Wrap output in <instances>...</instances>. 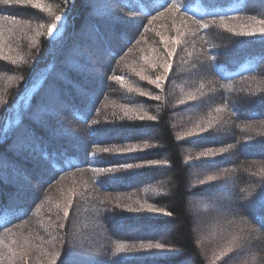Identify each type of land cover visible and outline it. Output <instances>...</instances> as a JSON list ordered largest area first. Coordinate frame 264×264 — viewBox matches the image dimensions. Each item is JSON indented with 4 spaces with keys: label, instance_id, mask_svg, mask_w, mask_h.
Masks as SVG:
<instances>
[{
    "label": "trees",
    "instance_id": "1",
    "mask_svg": "<svg viewBox=\"0 0 264 264\" xmlns=\"http://www.w3.org/2000/svg\"><path fill=\"white\" fill-rule=\"evenodd\" d=\"M88 3L89 0H10L6 4L0 0V31H12L11 38L6 37V48L0 50V119H4L6 109L19 98L22 90L29 88L37 69L53 62L58 68L62 67L69 56L75 33L90 10ZM178 3L185 7L177 13L165 10L169 0H124L121 6L131 14L141 15L142 20L139 30L130 34V39L119 51L109 50L111 63L106 68L102 94L86 109L81 106L82 101L72 87L66 84L74 115L70 122L82 128L85 136V146L79 156L69 151L61 140H52L53 136H58L50 133L51 127L29 107L31 119L27 122L30 130L43 140V144L30 153L41 165H47L52 185L41 188L39 198L32 205L18 204L23 206H19L20 211L13 212L8 206L0 209V264H219L210 257L213 248L205 252L195 235L194 218L188 205L194 190H190V171L195 167L202 168L204 164L187 162L185 151L186 147L232 145L234 151L231 155L236 159L235 164L241 167L243 158L235 149L238 144H243L240 133H247L243 129L257 130L245 119L250 103L255 104L259 114L256 118L264 120V34L245 35L251 30L249 25L241 28L229 22L252 21L253 29H259L261 25L256 21L264 19V12L254 0H178ZM166 13L172 23H156L153 19V16L163 17ZM62 15L68 21L66 36L64 33L58 37L49 36V26L56 22L55 17ZM183 20L195 29L182 30L180 22ZM197 20L209 27L201 28L195 22ZM60 37L64 39L62 47L59 46ZM168 64L171 68L165 74L164 66ZM54 68L50 76L55 73ZM80 71L73 67L67 74L74 81L83 83L87 76ZM137 73L151 80L160 76L161 86L150 83L149 79H141ZM116 76L122 80L113 79ZM243 92L248 96L242 95ZM30 96L32 101L35 94ZM156 96L159 100L154 98ZM210 110L213 114L216 112L212 115L214 120L210 130H218L223 125L228 136L220 137L221 141L206 136L181 139V129L190 130V126H195L193 124ZM176 113L187 114L181 124ZM242 119L244 123H240ZM258 123V126L264 124ZM263 129H259L263 131L260 135H264ZM99 132L103 133V138H94ZM141 132L151 137L141 140L138 136ZM115 135L123 137V141L113 140L111 136ZM10 143L11 138L0 141V155L10 153L7 150ZM123 146L138 150L124 155L112 151L123 149ZM104 148L110 151H102ZM133 161L139 164L156 161L158 163L154 165L158 167H143L139 172L143 184L139 182L138 187L129 190L127 185L131 184L133 176L137 177L135 173L118 175L119 179L112 180L110 172L93 171L97 167H122ZM75 174L87 176L83 183L85 187L78 182H62V185L57 182ZM251 174L264 178V171L255 170ZM159 176L158 181L151 182ZM233 176L238 182L237 198L246 199L243 192L249 191L248 178L242 174V168ZM146 180L148 184L144 183ZM114 183H119V188L113 189ZM6 188L3 189L0 182V206L5 203L6 194L16 192ZM261 199L264 200L263 193L246 200L250 205ZM149 205L156 211H149ZM132 207L137 210L130 211ZM65 210L68 211L67 218L64 217ZM133 211L139 213L138 224L152 223L155 229L170 228L169 236H139L138 233V236L126 237L109 225V215L119 224H132L135 218L132 219L129 212ZM161 212L164 213L162 217L152 216L158 217L155 221L145 217L148 213ZM258 214L261 215L260 209H257ZM259 219H262L259 225L251 228L249 225H226L225 230L219 229L222 234L216 230L220 226L214 228L211 236L218 237L214 238V243L223 241L228 234L243 232V237H247L244 240L254 248V253H247V257L255 258L254 254H257L258 264H264V227H261L264 213ZM22 221L25 225L19 224ZM94 225L103 232L99 243L96 242L103 251L89 256L87 251L91 248L88 243L93 240ZM142 227V231L148 229L147 225ZM248 229L255 234L250 235ZM77 242H81V246L78 247ZM148 243H161L164 247H141V244ZM120 245L125 246L122 252L117 251ZM137 247L139 250L135 251Z\"/></svg>",
    "mask_w": 264,
    "mask_h": 264
},
{
    "label": "rangeland",
    "instance_id": "2",
    "mask_svg": "<svg viewBox=\"0 0 264 264\" xmlns=\"http://www.w3.org/2000/svg\"><path fill=\"white\" fill-rule=\"evenodd\" d=\"M123 1L124 0H89L88 4L90 10L86 12L82 26L75 33V39L65 63L62 67L60 66V68H58L57 63L52 61L54 64L48 63L45 67L37 69L30 79L29 88L27 87L22 90L19 98L6 109L7 114L4 119H0V141L2 142V139L11 138L9 149H7L10 153L7 155H0V182L2 183V187L5 189L6 186L7 191L16 190L13 194H6L4 198L5 203L12 209L11 211H17L20 207L23 208V206L18 205L23 202L27 205H32L37 201V198H39L41 188L52 185L50 182L52 175L47 165H41L33 158V154L30 153L32 150L38 149V147L43 144V140L30 130V126L27 122L31 119L28 116V112L30 111L29 107H32V111L40 115L42 121L51 127L50 133L56 134L58 137L61 135L59 139L53 136V138H51L52 140L55 139L57 142L61 140L69 151H72V153L78 156V153L83 150L85 146V136L83 130H81L82 128H79L77 125L74 126L70 122V118H74L70 107L72 99L69 97V91L65 86L67 84L72 87L76 97L81 99L83 103H81V106H85L86 109L90 103L94 102L102 94L105 89L104 76L106 68L109 63H111V53L109 50L113 49V51H119V49L127 43V40L130 39V34L139 30L140 20H142L141 15L139 16L135 13L131 14L127 11L128 9L121 6ZM260 1L261 3H259ZM254 4H259L261 10L264 12V0H254ZM136 6L138 7L139 5L136 3ZM169 17L170 15L166 13L163 17L156 19V23L161 22L164 24L170 22ZM60 18L59 22H55L57 28L52 34V37L60 36L68 27L66 16L62 15ZM229 23L230 25L241 28H247L249 25L250 28L253 29L252 21L237 20L234 22L230 20ZM224 24L226 23H223V25ZM180 27L184 31L195 29V26H192L191 23L185 22L184 20L180 22ZM11 32L0 31V50L6 48L7 38H11ZM256 32L258 33L259 31ZM66 34L67 33H64L63 36H66ZM225 34L232 41H235V38L230 34ZM63 40L62 37L59 45L61 47L64 45ZM235 43L236 42H233V44ZM53 67H55L54 70L56 71L50 76ZM73 67L75 69L79 68L81 70L80 72L87 76L83 83L74 81L67 74ZM206 80L207 79H205V81ZM31 93L32 95L35 94L32 101L30 100ZM243 93L242 95L245 97L248 96L247 93ZM35 98H37L36 101ZM250 104V108L245 112V119L249 122V126L255 127L257 130L243 129L247 131V133H243V135L240 133L243 144L246 142L244 146H241L243 144H238L235 148L243 158L241 167L235 164L236 159L231 155V152L234 151L232 145L221 146V144H219L218 146L198 148L186 147L185 151L187 162L195 165L204 164V167H195L190 171V190L198 189L199 191L197 190L198 192L194 193L193 190V194L189 197L188 205L190 206L194 218L195 235L199 241L202 242L205 252H208V248H213V250L210 251V257L212 256L214 263L218 262L219 264H224L234 258L233 261L228 264H258V261H256L258 260L256 259V257H258L257 254H254L255 258L247 257L246 255L249 252L253 254L254 252L252 251L254 248L244 240L243 232L240 231L241 233L239 232V235L228 234L223 241H216V243H214V238L218 237L211 236L212 230L214 228L216 229L218 226L220 227L216 230L219 232H221L219 229H224L226 225H249L251 228L252 225H259L258 223L262 220L259 219V217L264 213V200H260L262 203L260 201L250 205L247 203L249 202L247 201L249 197L254 195L255 198V194H264V178L261 175L257 176L251 174L255 170L264 171V135H260L263 131L261 132L259 130L260 128H264V120L261 119V121L259 120L260 118H256L259 114L256 113L254 108L255 104ZM191 111H193V109H191ZM215 113L216 112H214V114ZM214 114L213 110H210L202 119L199 118L200 121L198 123L193 124L195 126H190V130L182 128L181 130H183V132L181 134L183 137L181 139L193 140L206 136V138L210 140L215 139L221 141L220 137L228 136V131L223 125H221L218 130H210L213 127L214 117L212 115ZM186 116L187 114L180 115L176 113L175 117L181 124ZM244 122L245 121L242 119L240 123ZM258 122L263 125L258 126L260 125ZM101 134L103 133H96L93 137L101 138L103 136ZM142 135L144 137H142ZM138 136L141 140L151 137V135L147 133L142 134V132ZM111 138L117 141H123L124 139L118 135L111 136ZM127 147L130 146H123V149ZM134 149L135 150L130 152H119L121 155L137 152L138 148ZM139 152H142V150ZM129 163L139 166L130 169L123 166L115 167L113 168L114 171L110 172L111 177L135 173L137 177L133 176L131 178V184L127 185L128 190L133 187H138L142 178L140 177V173L143 167H158L150 162L139 164L133 161L127 162L126 164ZM241 168L242 174L248 178L247 183L250 186L248 192H243V196L244 198L246 197L247 200L243 198L239 199L236 195L238 182L233 175ZM85 176L82 174H75L60 179L57 182L61 185L62 182H64V184L78 182V184L83 185L87 177ZM210 176L214 179L209 180L208 178ZM160 177L161 176L156 177L150 181H158ZM144 183L148 184L149 181L146 180ZM141 184H143V181L140 182V185ZM112 186L113 189L119 188V183H114ZM201 189L202 191H200ZM205 189L209 191L207 192ZM1 191L0 189V194ZM204 192L207 194H203ZM141 205L142 203L138 205L137 209H139ZM132 208L133 210H137L135 207ZM257 209L261 210V215H259L260 213L257 215ZM42 211L46 212L43 209ZM40 214H42L41 216L45 215L44 213ZM148 215L151 216L148 217ZM148 215L146 214V219L155 221L158 220V217L152 216L160 215V217H162L164 213H148ZM129 216L132 219L135 218L132 224H119L120 222H115V218L109 215V225H112L113 229L126 237H135L138 233L141 234L139 236H163L165 238L169 236L170 228L155 229L152 223L138 224L139 222H137V219L140 218L138 217L139 213L135 214L134 211L129 212ZM19 224L25 225L24 221ZM121 225L134 226L124 228ZM142 225H147L146 228L148 229L142 231ZM249 231L250 235L255 234L252 229L247 230V232ZM222 233L223 232H221V234ZM102 236L103 232L100 230L99 226L94 225L93 240L88 243L90 246L89 248H91L87 251V253L89 252V256L100 254V252L103 251L102 246H100V248L96 246V242L99 243ZM236 237H241V239L233 244V240ZM76 245L78 247L81 246V242H77ZM138 248L139 247L134 248L135 251L139 250ZM229 248L232 250L228 251ZM207 256L204 254L205 258H207ZM72 259L73 258H71V260ZM207 259L210 260L209 258Z\"/></svg>",
    "mask_w": 264,
    "mask_h": 264
},
{
    "label": "snow or ice",
    "instance_id": "3",
    "mask_svg": "<svg viewBox=\"0 0 264 264\" xmlns=\"http://www.w3.org/2000/svg\"><path fill=\"white\" fill-rule=\"evenodd\" d=\"M10 2V0H4V3H9ZM17 2H20V0H17ZM37 7H40V5H36ZM146 6V5H145ZM185 7V5H183V4H180V3H178V0H169V5H166L165 6V10L166 11H168V12H173V11H175V12H180L183 8ZM160 15H163V12H161L160 13ZM6 18H12V17H6ZM159 17L158 16H153V19H158ZM60 17L59 16H57V17H55V20L57 21V22H59L60 21ZM222 20H223V18H221ZM201 28H208L209 27V25L207 24V23H204V22H202V21H200V20H197V21H195ZM257 22V24H259V25H261V27H259V29H251V30H249V31H247V32H245L244 34L245 35H249V36H251V35H255V33H256V31H259L261 34H264V19H260V20H257L256 21ZM56 28H57V26H56V23H52L50 26H49V28H48V35L49 36H52V34L56 31ZM162 39H163V37H162ZM172 53H169V55H171ZM22 59V58H21ZM153 67H155V65H152ZM171 68V65L170 64H168V65H165L164 66V72H165V74L169 71V69ZM137 75H140V78L141 79H149V82L150 83H155L156 85H157V87H160L161 85H160V81H161V77L160 76H157L156 77V79L155 80H151L150 78H148V77H146V76H144V75H142V74H140V73H137ZM113 79H117V80H122V77H119V76H116V77H113ZM141 94H143V93H141ZM155 99H157V100H159V96H156V97H154ZM149 119H155V117H149ZM93 123H96V121H93ZM145 147H147V145H145ZM133 150H135L133 147H127V148H125V149H120V148H117V149H112V151H133ZM102 151H104V152H108V151H110V149H108V148H104ZM150 163H158V162H156V161H151ZM139 165H133V164H126V165H124L123 167H125V168H133V167H138ZM93 171H96V172H112V171H114V169H109V168H106V167H97V168H94L93 169ZM110 179H112V180H117V179H119V177H115V176H113V177H110ZM209 180H211V179H214L213 177H209L208 178ZM71 202H69V204H70ZM130 211H132L133 209H129ZM149 211H156V209H154L151 205H149V209H148ZM165 214H167V215H171L170 213H165ZM67 216H68V211L67 210H65L64 211V217L65 218H67ZM261 227H264V225H261ZM241 231H243V230H241ZM245 239L247 238V237H244ZM239 239H241V237H236V238H234V240H233V244H235ZM13 243H15V241H13ZM23 247V246H22ZM141 247L142 248H147V249H152V248H156V249H162L163 247H164V245H162L161 243H155V244H153V243H148V244H141ZM125 250V246L124 245H120L118 248H117V251L118 252H122V251H124ZM232 249L231 248H229L228 249V251H231ZM27 253L25 252V255H26ZM67 255H71V253H68Z\"/></svg>",
    "mask_w": 264,
    "mask_h": 264
},
{
    "label": "bare ground",
    "instance_id": "4",
    "mask_svg": "<svg viewBox=\"0 0 264 264\" xmlns=\"http://www.w3.org/2000/svg\"><path fill=\"white\" fill-rule=\"evenodd\" d=\"M58 155H59V154H58ZM7 206H8L7 203H3V204H1L0 209H5Z\"/></svg>",
    "mask_w": 264,
    "mask_h": 264
}]
</instances>
